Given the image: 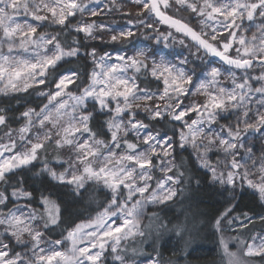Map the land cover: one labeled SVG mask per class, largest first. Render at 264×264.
Here are the masks:
<instances>
[{"label": "snow or ice", "instance_id": "snow-or-ice-1", "mask_svg": "<svg viewBox=\"0 0 264 264\" xmlns=\"http://www.w3.org/2000/svg\"><path fill=\"white\" fill-rule=\"evenodd\" d=\"M176 3L200 31L166 14L169 0H132L130 11L121 0H0V96L42 98L18 116L0 107V264H105L109 255L137 264L149 240L147 264H177L156 245L169 232L183 240L186 225L149 210L174 202L192 180L177 148L190 149L214 184L233 196L246 188L264 205V0ZM114 13L127 23L101 19ZM141 28L163 47L125 48ZM176 45L187 55L170 60L164 49ZM100 113L107 119L95 128ZM37 161V175L83 202L107 190L102 210L52 238L64 223L61 202L13 182ZM231 213L215 221L222 259L264 264V231L251 234L248 213ZM237 220L238 234L226 235L225 222Z\"/></svg>", "mask_w": 264, "mask_h": 264}, {"label": "trees", "instance_id": "trees-1", "mask_svg": "<svg viewBox=\"0 0 264 264\" xmlns=\"http://www.w3.org/2000/svg\"><path fill=\"white\" fill-rule=\"evenodd\" d=\"M170 14L175 18L187 20L188 24L197 29V18L190 11L174 3ZM109 19L127 20L128 17L116 15ZM167 27L162 24V31L166 32V29L169 28ZM138 39H141V36L137 34L133 40L137 42ZM94 43L99 45L98 41ZM99 47L104 51L113 49V46L109 44H101ZM145 86H148L147 82H145ZM152 87H155V85L153 84ZM18 96L19 103L11 97L0 96V107L6 108L9 111V115L15 113L18 116V110H23L27 106H36L42 100L41 97L35 94H18ZM225 118L228 119L229 117L226 115ZM106 119L107 117L104 114H98L93 121V126L99 128ZM221 121V123L225 122L223 119ZM159 127H162V125H157V128ZM172 133V127L168 126L167 134L172 135ZM190 151V149L184 151L177 148L178 156L184 159L185 167L188 168L189 175L192 177L191 182L182 186L184 191L174 202L152 208L153 210L150 209V211H157L159 216L166 222L185 224L187 231L183 240L175 233H165L156 246L166 258L176 253V257H173V259H176L177 264H227L226 258L222 259V252L218 245L220 233L215 229L216 219L228 207L232 209L230 218L248 213L255 224V227L248 225V228L250 233L254 234L264 231V224L260 222V217L264 216V205H261L258 200L253 198L250 190H246V188L235 189L233 196L224 187L214 184L207 171L199 167L194 160V156L190 155ZM40 168L41 163L39 161L34 162V166L29 165L26 169L20 170V175L15 177L13 182L16 179H20L29 190H35L37 194L41 191H47L61 202L64 223L61 227H57L51 232L52 238H58L63 227H68L73 222L79 223L82 218L95 217L97 212L102 210L99 205L106 203L107 190L94 188L91 190L93 200L89 202L85 199L83 202L79 197H75L70 189L58 186L47 174L37 175ZM241 219H243L242 216ZM236 222L240 223V220ZM224 232L225 234H231L225 229ZM233 234L236 235L235 233ZM143 247H145V252L150 250L151 254H153L151 240L146 242ZM230 249L236 251V246L230 244ZM105 264H116V262L109 255L106 257Z\"/></svg>", "mask_w": 264, "mask_h": 264}, {"label": "rangeland", "instance_id": "rangeland-1", "mask_svg": "<svg viewBox=\"0 0 264 264\" xmlns=\"http://www.w3.org/2000/svg\"><path fill=\"white\" fill-rule=\"evenodd\" d=\"M121 3H122V5H123V8H124V11H129V10H133L134 8H135V5H133L132 4V0H121ZM174 3L175 4H177L176 3V0H169V8H167V9H164L163 8V6H161V8H162V10L163 11H165L166 13H170V10H171V8H172V6L174 5ZM177 5H179V4H177ZM179 6H181V5H179ZM182 7V6H181ZM183 8V7H182ZM116 15H124L123 13H114V14H112V15H108V16H104V17H101V19L105 22V23H107V24H110V25H113V26H119V25H124V24H126L127 23V20H117V19H109V18H111V17H115ZM106 18V19H105ZM197 18V17H196ZM180 19V18H179ZM180 20H182V21H184V22H186V23H188L187 22V20H185V19H180ZM197 24L198 25H196V28L198 29H195L194 27V30H196V31H200V24H199V19L197 18ZM162 25V24H161ZM161 25L160 24H157L156 25V28H158V29H160L161 31H162V28H161ZM189 26H191L190 24H189ZM192 27V26H191ZM168 28V27H167ZM167 31H173L174 32V29H171V28H168V29H166V32ZM138 34V36H141V39H138V41L136 42L135 40H133V43L132 44H130V45H126V46H124L125 48H129V49H131L133 46H137V47H140V48H151V47H153V46H155V47H157V48H162L163 47V45H156L155 44V40L154 39H149V37H151V36H154L155 35V33L152 31V30H145V29H143V28H141L139 31H137V33H136V35ZM176 35H180V34H176ZM112 51V50H111ZM111 51H108V52H111ZM164 51L165 52H171V53H173V55L172 56H169L168 57V59H170V60H176V59H178L179 57L176 55V54H178V53H181V52H183V54L184 55H187V51L186 50H184V49H181L180 48V46H178V45H176V46H174V47H171V48H168V49H164ZM129 54H131V53H129ZM196 63H199V62H196ZM198 71V70H197ZM91 103V102H90ZM227 114H225V116H226ZM222 122V121H221ZM0 134H2V133H0ZM252 137L250 136V139H251ZM256 148H257V155H259V151H258V149L260 148V142H259V139L257 138L256 139ZM52 152H51V150L49 151V153H48V157H49V159H51V157H52ZM194 160H195V157H194ZM170 203V202H169ZM159 206H162V205H159ZM159 206H157V205H150L149 206V210L151 209V210H153L152 208H156V207H159ZM239 225H240V223L239 222H235L232 226H231V228H229L228 227V225H227V222H225V224H224V229L225 230H227V231H229L231 234H226V235H228V236H232V235H234L233 233H235V234H237L238 232L236 231L238 228H239ZM257 233V232H256ZM255 234V233H254ZM148 254H151V252H150V250L148 251V252H145V254L143 255V256H141V257H139V258H137V264H147V260H148ZM154 254V253H153Z\"/></svg>", "mask_w": 264, "mask_h": 264}, {"label": "water", "instance_id": "water-1", "mask_svg": "<svg viewBox=\"0 0 264 264\" xmlns=\"http://www.w3.org/2000/svg\"><path fill=\"white\" fill-rule=\"evenodd\" d=\"M168 15H169V14H168ZM170 16H171V15H170ZM172 17H173V16H172ZM173 18H174V19H178V18H175V17H173ZM179 20H180V19H179ZM181 22H182V23H186V22H184V21H182V20H181ZM166 26H168V25H166ZM168 27H169V26H168Z\"/></svg>", "mask_w": 264, "mask_h": 264}, {"label": "flooded vegetation", "instance_id": "flooded-vegetation-1", "mask_svg": "<svg viewBox=\"0 0 264 264\" xmlns=\"http://www.w3.org/2000/svg\"><path fill=\"white\" fill-rule=\"evenodd\" d=\"M166 14H169V15H171L170 13H166ZM172 16V15H171ZM174 17V16H173Z\"/></svg>", "mask_w": 264, "mask_h": 264}]
</instances>
